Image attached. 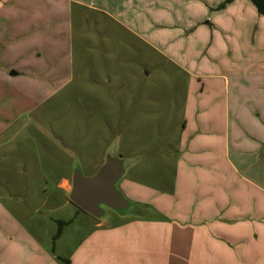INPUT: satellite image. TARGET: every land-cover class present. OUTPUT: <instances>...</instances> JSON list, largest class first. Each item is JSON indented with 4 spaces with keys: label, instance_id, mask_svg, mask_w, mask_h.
<instances>
[{
    "label": "rangeland",
    "instance_id": "obj_1",
    "mask_svg": "<svg viewBox=\"0 0 264 264\" xmlns=\"http://www.w3.org/2000/svg\"><path fill=\"white\" fill-rule=\"evenodd\" d=\"M85 1L90 6L72 4L70 38L61 39L55 50L65 61L56 63L54 80L2 79L0 45V129L6 126L0 132V198L8 205L22 198L23 209L37 210L32 229L45 240L64 222L55 247L64 254L73 252L80 238L121 235L134 220L152 219L143 210L152 205L145 199L159 197L170 185L191 94L203 84L227 92L222 75L231 79V66L242 71L245 61L262 59L250 57L249 50L240 67L227 52L212 62L218 55L210 43L214 22L206 17L233 21L235 7L226 12L227 4L220 7L224 0ZM253 10L256 15L246 9L250 33L259 16ZM119 11L145 17L151 34L146 37L155 47L131 35L116 18ZM246 69L261 70L253 63ZM107 156L122 161L115 187L129 206L117 211L101 205L97 219L58 184L63 177L72 184L76 170L93 176Z\"/></svg>",
    "mask_w": 264,
    "mask_h": 264
},
{
    "label": "crops",
    "instance_id": "obj_2",
    "mask_svg": "<svg viewBox=\"0 0 264 264\" xmlns=\"http://www.w3.org/2000/svg\"><path fill=\"white\" fill-rule=\"evenodd\" d=\"M73 3L91 4L0 0L2 79L27 75L54 80L56 63L65 61L55 50L61 39L70 38ZM233 8V21L206 17L214 22L210 43L218 55L212 62L227 52L239 66L249 50L254 51L250 57L262 59L245 61L242 71L231 66L232 80L222 75L227 92H212L203 84L191 94L170 185L159 197L145 199L152 205L143 210L152 219L134 220L121 235L80 238L75 250L64 254L55 250L60 238L53 241L55 233L45 240L32 229L37 210L23 209L22 198L11 205L0 198V264H61L59 258L70 264H264V16H256L250 33L246 12L256 15L255 7L249 8L247 0L225 6L226 12ZM117 14L131 35L155 47L146 37L145 17ZM252 63L261 68L256 74L246 71ZM58 187L70 194L72 184L63 177Z\"/></svg>",
    "mask_w": 264,
    "mask_h": 264
},
{
    "label": "water",
    "instance_id": "obj_3",
    "mask_svg": "<svg viewBox=\"0 0 264 264\" xmlns=\"http://www.w3.org/2000/svg\"><path fill=\"white\" fill-rule=\"evenodd\" d=\"M124 172L122 161L107 156L105 162L91 177H85L79 170L74 172L69 199L90 215L100 218L103 211L101 205L124 211L129 202L115 187L116 181Z\"/></svg>",
    "mask_w": 264,
    "mask_h": 264
},
{
    "label": "trees",
    "instance_id": "obj_4",
    "mask_svg": "<svg viewBox=\"0 0 264 264\" xmlns=\"http://www.w3.org/2000/svg\"><path fill=\"white\" fill-rule=\"evenodd\" d=\"M232 1L233 0H224L221 3L220 7H224L226 4H228V3L232 2ZM249 1L253 4V6L255 7V9L257 11V13L259 15L264 16V0H249ZM63 225H64V222L58 223L57 231L53 235V241L60 236ZM59 259H60L61 264H70V261L67 258H59Z\"/></svg>",
    "mask_w": 264,
    "mask_h": 264
}]
</instances>
